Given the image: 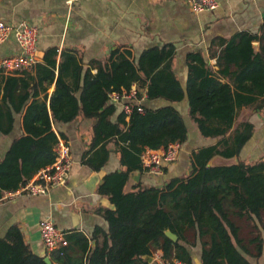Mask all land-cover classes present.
<instances>
[{
	"label": "trees",
	"instance_id": "1",
	"mask_svg": "<svg viewBox=\"0 0 264 264\" xmlns=\"http://www.w3.org/2000/svg\"><path fill=\"white\" fill-rule=\"evenodd\" d=\"M258 39L264 40V31L259 37L243 31L222 42L226 44L216 55L217 70L200 51L187 52L185 87L173 71V43L145 48L137 58L129 48L119 47L104 60H91L87 67L78 52L50 46L32 70L0 74V132L8 134L12 113L20 112L24 132L0 161V198L4 191L16 189L30 172L53 162L52 148L58 137L51 120L68 122L82 116L94 120L82 164L99 171L109 159L112 143L121 168L106 173L96 189L113 205L96 208L108 223L107 231L95 226L90 237L81 231L66 232L67 245L56 255L58 264H158L143 258L158 250L165 260L193 264L195 247H200V264H260L261 259L264 263V158L240 157L253 135L252 123L245 121L233 129L243 106H264L259 101L264 95V44L258 51L252 46ZM51 84L54 90L48 96ZM132 84L145 88L147 99L177 102L186 97L188 116L199 135L217 138L213 144L191 150L187 175L173 176L160 186L139 181L126 189L130 173L143 172L145 148L183 144L189 133L185 119L170 104L135 111L128 121L120 113L113 122L115 106L109 103V94L128 90ZM215 156L236 157L237 161L210 164ZM215 183L232 190L235 214L248 219L251 231L246 243L223 210ZM0 264L46 262L13 223L0 237Z\"/></svg>",
	"mask_w": 264,
	"mask_h": 264
},
{
	"label": "crops",
	"instance_id": "2",
	"mask_svg": "<svg viewBox=\"0 0 264 264\" xmlns=\"http://www.w3.org/2000/svg\"><path fill=\"white\" fill-rule=\"evenodd\" d=\"M216 1L217 7L213 11H195L188 0H77L71 6L63 0H0V20L15 28L21 23L36 27V60L44 49L56 46L59 51L67 49L78 52L85 67L90 65L91 60H104L112 50L119 47L129 48L137 58L145 48L173 43V71L182 87H185L187 52L200 51L213 69L217 70L216 55L222 44H226L222 42L230 41L243 31L257 37L264 31V0ZM261 44H264V40L252 42L255 51L259 50ZM18 50V44L11 35L1 45L0 57L15 54ZM210 51L213 55L209 58ZM95 71L93 68L92 72ZM21 72L0 74L20 75ZM137 89L141 96L139 103L144 108L173 105L185 119L189 133L187 141L181 144L178 159L165 169L163 175L132 171L127 190L139 181L148 186H160L173 176L187 175L190 171L191 150L217 141V138H203L199 135L188 116L186 97L177 102L163 98L147 99L145 88ZM53 90L54 84H51L47 90L48 96ZM260 100L264 102V95ZM257 104L243 106L233 124V129L245 121L254 126L253 135L240 151V157L247 160L264 158V106L257 109ZM120 113L121 106L116 105L111 120L116 122ZM12 116L11 131L8 134L0 132V161L6 156L12 141L24 133L21 126L22 112L12 113ZM93 124V119L82 116H75L68 122L51 120L52 131L57 137L60 134L64 136L74 157L67 181L63 186L52 188L48 196L23 195L12 201L0 198V237L11 224L16 223L32 250L44 255L46 250L39 233V223L44 217L54 221L63 232L64 239L65 233L70 230L81 231L88 237L95 226L107 231L108 223L96 212V208H113V205L107 198L100 196L96 189L106 173L121 167L112 143L109 144V159L99 171H93L82 164L81 156L88 148ZM236 161V157L215 156L209 163L230 164ZM90 244L93 246L94 241ZM194 250H197L199 260L200 247ZM157 252L161 254V251ZM260 264H264L263 259Z\"/></svg>",
	"mask_w": 264,
	"mask_h": 264
},
{
	"label": "built area",
	"instance_id": "3",
	"mask_svg": "<svg viewBox=\"0 0 264 264\" xmlns=\"http://www.w3.org/2000/svg\"><path fill=\"white\" fill-rule=\"evenodd\" d=\"M63 1L71 6L77 0ZM188 3L195 11H213L217 7L216 0H188ZM11 35L18 44L19 50L15 54L0 57V72L9 74L32 70L36 63L38 50L36 27L21 23L18 28H15L0 20V47ZM140 99L136 84H132L128 90L124 89L109 94V103L121 106V112L126 121L130 119L133 112H144V107L139 103ZM180 150L181 144L177 142L169 143L158 149L145 148L141 153L143 171L154 176L163 175L165 169L178 159ZM52 156V163L30 172L28 178L21 182L16 189L4 191L1 198L12 201L23 195L48 196L52 188L63 186L74 163L70 144L65 139L58 137L52 148ZM39 233L46 250L43 255L44 260L46 259L50 264H58L56 255L66 245L63 232L50 217H44L39 223ZM150 257V262L156 261L158 264H183L177 259L165 260L162 253L157 251Z\"/></svg>",
	"mask_w": 264,
	"mask_h": 264
},
{
	"label": "rangeland",
	"instance_id": "4",
	"mask_svg": "<svg viewBox=\"0 0 264 264\" xmlns=\"http://www.w3.org/2000/svg\"><path fill=\"white\" fill-rule=\"evenodd\" d=\"M255 183L257 185V182ZM214 189L218 191V196L220 198L223 210L226 212L229 219L238 227V234L243 243H246L250 235L251 228L246 217H239L235 214L232 203L234 198L232 190L221 183H215ZM197 256V250H193V264H198L199 260Z\"/></svg>",
	"mask_w": 264,
	"mask_h": 264
},
{
	"label": "water",
	"instance_id": "5",
	"mask_svg": "<svg viewBox=\"0 0 264 264\" xmlns=\"http://www.w3.org/2000/svg\"><path fill=\"white\" fill-rule=\"evenodd\" d=\"M167 235L171 238V239H173V240H177V236L176 235H174L173 233H171L170 231H167ZM144 259H146L148 262H150V259H151V257L150 256H144L143 257ZM45 261L47 262V264H50L46 259H45Z\"/></svg>",
	"mask_w": 264,
	"mask_h": 264
}]
</instances>
